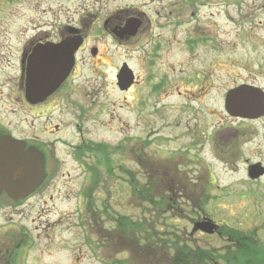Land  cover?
<instances>
[{"label": "rangeland", "instance_id": "1", "mask_svg": "<svg viewBox=\"0 0 264 264\" xmlns=\"http://www.w3.org/2000/svg\"><path fill=\"white\" fill-rule=\"evenodd\" d=\"M38 1L43 6L36 5ZM101 1L108 10L141 12L149 24L147 35L144 32L133 43H116L102 35L106 57L100 73L87 62L86 51L80 53L86 63L79 65L72 90H65L63 105L52 114L53 120L63 122L64 136L79 141L80 164L58 145L59 164L44 179L45 191L17 204L0 193V264H158L159 253L153 249L144 259H134L136 253L118 254L107 242L116 243L126 234L133 245L144 237L143 229L152 227L158 234L183 235L192 248L223 254L233 247L216 236L219 226L215 223L217 230L208 235L193 232L195 223L211 221L214 215L228 223L223 226L231 234L262 225L243 220L235 207L241 201L251 210L254 192L261 191L264 179L255 187L238 185L240 174L225 172L218 161L207 157L211 172L204 170L200 176L212 183L209 176L215 174L212 184L218 189L199 193L189 183L186 189L181 186L186 178L198 175L195 161L184 152L191 144L188 157L193 159L194 144L205 141L201 151L217 128L220 89L230 84L231 75L252 74L264 86V0ZM92 2L31 0L39 12L32 14L30 0L3 1L0 28L17 35L28 17L37 18L40 9L50 8L62 22H75L76 14ZM98 28H90L91 34ZM92 44L88 39L85 48ZM124 62L141 79L128 93L119 91L113 81ZM156 86L158 91L152 90ZM133 180L141 190L149 182L157 184L153 192L164 204L159 202L154 209L134 197ZM78 197L81 207L76 210ZM260 206L258 217L264 216V203ZM129 219L142 226L132 236L125 227ZM259 234L264 242V229ZM139 245L135 250L143 255L142 239ZM263 246H257L259 251L264 252Z\"/></svg>", "mask_w": 264, "mask_h": 264}, {"label": "flooded vegetation", "instance_id": "2", "mask_svg": "<svg viewBox=\"0 0 264 264\" xmlns=\"http://www.w3.org/2000/svg\"><path fill=\"white\" fill-rule=\"evenodd\" d=\"M3 1L14 2V0H0V7ZM35 4L39 7L42 5L40 1ZM35 4H32L30 0L32 14L39 13L34 7ZM40 11L42 13L38 14L37 18L28 17V23L20 28L17 35L16 32L12 34L0 28V138L18 140L26 149L33 147L42 153L46 162L45 180L47 181L49 172H53L52 170L56 169L59 164L60 159L56 155L58 145L63 146L62 151L69 153L70 158L76 163L79 162L78 165L80 164L77 154L80 148L79 141L74 142L71 138L64 136L63 122L59 119L53 120L52 115L63 105L65 90L66 92L72 90L71 85L75 80L79 65L86 63V59L80 57V53L83 50L86 51L89 56L87 62L94 71L96 68L99 70L100 67H104L102 62L106 57L103 51L102 35H106L116 43H133L137 42L144 32V35H147L149 24L145 25L141 12L121 10L118 7L108 10L106 3L102 4L101 0H93L89 8L81 14H76L78 18L75 22L69 20L62 22V16L57 14L53 8L46 11L40 9ZM46 16L49 19L44 20ZM87 18L90 19L86 20ZM133 20L138 22L135 35L133 37L122 35L121 29L127 22ZM95 25H99V28L95 30L94 35L91 34L90 28ZM10 35L14 36V41L10 40ZM90 38L94 44L85 48ZM76 39H81V41L70 53L64 45ZM70 54L73 57V66L67 77L61 79V72L65 70V56ZM119 69L120 66L113 76L116 87ZM101 76L100 74L99 77ZM134 76L133 84L127 90L121 91L122 93H128L140 84L139 76L137 74ZM254 77L252 74L243 77L239 74H232L230 84L223 85L220 89V107L217 112L220 115V122L217 128L212 131V135L206 140L201 151L199 147H202L205 141L197 143V147L194 144V148H191V150L195 149L193 159L188 157L191 144L187 147L188 152H184L188 160L191 159L192 163L195 161L198 175L194 178H186L187 183L181 186L183 189L187 188L188 183L193 187L194 192L208 193L218 189V185L212 184L217 181L215 174L212 173L213 175L209 176L212 183L200 176L204 170L211 172L205 164L207 157L218 161L225 172L240 174L238 185L255 187L264 179V86L258 85ZM79 87L76 84L75 90ZM92 87L93 85L89 86V88ZM154 89L158 91L159 86L152 90ZM76 126L79 128L78 125ZM82 139L80 136L79 140ZM144 146L143 144L142 147ZM74 150H78L76 154ZM254 171L262 173L258 177H253L251 174ZM45 180L33 194L45 191L43 190L46 188ZM152 186L157 187V184H152ZM260 189L261 191L255 190L254 192L255 196L251 201L254 206L251 210L247 205L240 204L241 201L235 207L242 214L241 218L250 224L256 225L261 221L260 227L254 226L249 232L235 230L231 234L223 226V224L228 225L226 221L218 220L211 215L213 219L210 220L219 226L215 233L216 236L228 240L231 247L234 243H238V240L251 241L255 246L264 245L262 239L258 237L264 229V216L258 217L256 212L257 205L261 207L260 205L264 203V187ZM255 198L260 200L257 202ZM9 200L15 204L20 203ZM225 203L224 201L222 204ZM80 207V197H78L75 209L78 210ZM20 234L24 237L23 232ZM108 240L113 242L115 239L110 237ZM117 241L116 243L107 242L108 246L118 254L127 255L126 234H121ZM262 250L264 251V246Z\"/></svg>", "mask_w": 264, "mask_h": 264}, {"label": "trees", "instance_id": "3", "mask_svg": "<svg viewBox=\"0 0 264 264\" xmlns=\"http://www.w3.org/2000/svg\"><path fill=\"white\" fill-rule=\"evenodd\" d=\"M132 184V195L141 198L147 205L157 209L156 205L161 201L157 199L152 184L149 182L143 190L136 186L135 180ZM160 204H164V202ZM125 227L128 228L130 236H132L133 231H141L142 229L139 222L131 219L128 220ZM143 234L144 237H140V240L142 239L144 242L142 246L143 257L153 249L159 253L157 255L159 257L158 264H213L214 262L216 264H264V254L251 241L238 240V243H234L232 246L233 249L218 254V251L212 249L192 248L186 238L178 233L164 232L158 234L152 227H147L143 229ZM140 240L133 241L139 248H141Z\"/></svg>", "mask_w": 264, "mask_h": 264}, {"label": "water", "instance_id": "4", "mask_svg": "<svg viewBox=\"0 0 264 264\" xmlns=\"http://www.w3.org/2000/svg\"><path fill=\"white\" fill-rule=\"evenodd\" d=\"M137 29L136 23L127 24L123 33L134 35ZM70 43V42H69ZM74 43V42H73ZM72 43V44H73ZM66 50L72 51L71 44L65 45ZM65 71L62 78L66 77L72 65V56L65 57ZM131 71L126 67L121 69L118 77V87L120 90L128 89L133 81ZM253 176H258L259 172H253ZM44 178L43 156L35 151L23 150V145L19 143L4 141L0 138V193L6 192L8 197L16 201L31 194ZM216 226L209 221H201L194 225L193 232L211 234Z\"/></svg>", "mask_w": 264, "mask_h": 264}]
</instances>
